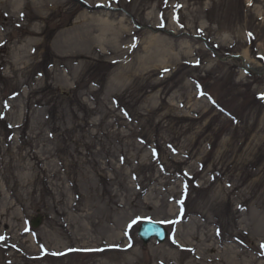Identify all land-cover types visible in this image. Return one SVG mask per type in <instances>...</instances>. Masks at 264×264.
Segmentation results:
<instances>
[{"label": "rangeland", "instance_id": "1", "mask_svg": "<svg viewBox=\"0 0 264 264\" xmlns=\"http://www.w3.org/2000/svg\"><path fill=\"white\" fill-rule=\"evenodd\" d=\"M262 97L264 0L0 7V264H264Z\"/></svg>", "mask_w": 264, "mask_h": 264}, {"label": "water", "instance_id": "2", "mask_svg": "<svg viewBox=\"0 0 264 264\" xmlns=\"http://www.w3.org/2000/svg\"><path fill=\"white\" fill-rule=\"evenodd\" d=\"M42 222V218L38 217L37 220L32 221L33 227H38ZM139 237L142 239L144 246H147L148 243L156 238L157 242L162 244L166 241L168 232L164 226L160 223L154 221L144 222L139 228Z\"/></svg>", "mask_w": 264, "mask_h": 264}, {"label": "bare ground", "instance_id": "3", "mask_svg": "<svg viewBox=\"0 0 264 264\" xmlns=\"http://www.w3.org/2000/svg\"><path fill=\"white\" fill-rule=\"evenodd\" d=\"M26 1L27 0H0V7H4L5 9H9V10L10 9H16V8H20L24 4V2H26ZM21 18L30 20L31 15L29 14V12L28 13H24ZM2 165H3V160L0 159V166H2ZM0 174H1V172H0ZM4 174H5V172H4ZM7 203H8V199L7 198H6L5 201L4 200H2V201L0 200V205L4 204V208H2L0 210L1 212L4 213V212L8 211ZM1 212H0V215H1ZM6 225H5V227H6Z\"/></svg>", "mask_w": 264, "mask_h": 264}, {"label": "snow or ice", "instance_id": "4", "mask_svg": "<svg viewBox=\"0 0 264 264\" xmlns=\"http://www.w3.org/2000/svg\"><path fill=\"white\" fill-rule=\"evenodd\" d=\"M177 7H179V5H177ZM262 98H264V97H262Z\"/></svg>", "mask_w": 264, "mask_h": 264}]
</instances>
